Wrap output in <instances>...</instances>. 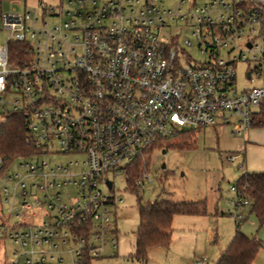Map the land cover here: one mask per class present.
I'll list each match as a JSON object with an SVG mask.
<instances>
[{"label": "built area", "instance_id": "2783aa9c", "mask_svg": "<svg viewBox=\"0 0 264 264\" xmlns=\"http://www.w3.org/2000/svg\"><path fill=\"white\" fill-rule=\"evenodd\" d=\"M174 1L29 0L0 13V123L23 113L39 148L9 164L0 158V264L103 256L115 245L117 175L139 159L134 184L143 188L162 141L216 119L235 122L232 134L244 137L264 112V0ZM175 21L191 28L202 60L169 34ZM237 61L252 63L245 77L257 85L238 90ZM60 154L79 158L42 157ZM229 190L225 213L238 220L250 200L235 182Z\"/></svg>", "mask_w": 264, "mask_h": 264}, {"label": "rangeland", "instance_id": "374dc122", "mask_svg": "<svg viewBox=\"0 0 264 264\" xmlns=\"http://www.w3.org/2000/svg\"><path fill=\"white\" fill-rule=\"evenodd\" d=\"M27 1L29 0H0V13L12 9L20 11ZM48 1L55 3L56 0ZM167 3L174 6L175 1L167 0ZM168 31L170 35L179 34L178 44L193 60L200 61L204 58L194 45L195 37L191 28L185 27L182 21H175ZM6 36L7 31L1 27L0 20V45L5 43ZM186 39L191 40L193 45L186 46ZM178 54L184 65V58ZM235 66L239 91L258 84L257 80L249 81L245 77V71L252 67V63L237 61ZM237 119L236 116L233 120ZM234 126L235 122L222 123L216 119L213 125L196 131L193 147H163L153 151L148 171L151 183L146 182L139 189L138 196L144 201L156 198L204 201L206 213L173 217L169 246L151 248L147 253L146 264H196V257H208L210 260L208 253L213 252L219 243L226 244L233 234L235 220L225 213V204L231 197L230 185L244 172L242 158L250 154L249 148L245 147L253 145L245 141L246 133L244 137L234 136L231 132ZM231 155H234V160H227ZM42 157L60 163L79 158L71 154ZM12 171H22V168L12 165L9 172ZM65 191L72 196L76 195L73 187H67ZM112 193L116 198L115 210L111 214L115 222V245L106 243L103 256L92 258L90 264H142L132 257L135 252V230L139 222L137 195L127 187L123 173L115 177ZM3 207L6 210L7 205ZM9 219L12 224L19 221L16 217ZM255 223V218L249 215L242 226H253ZM215 234L217 236L214 240ZM9 246L12 248L14 245ZM62 264H71L68 256Z\"/></svg>", "mask_w": 264, "mask_h": 264}, {"label": "trees", "instance_id": "16d2710c", "mask_svg": "<svg viewBox=\"0 0 264 264\" xmlns=\"http://www.w3.org/2000/svg\"><path fill=\"white\" fill-rule=\"evenodd\" d=\"M11 50L18 46L12 43ZM264 124V112L257 113L250 127H261ZM196 130L183 132L171 139L162 141L161 147L191 148L195 143ZM39 152V148L28 139L25 116L21 112L10 111L0 123V158L9 164L18 158H26ZM141 160H136L128 170L127 187L137 195L138 226L135 230L134 259L146 264L147 253L151 248L168 247L171 240V226L176 215L205 214L204 201H174L169 198H156L144 201L138 196L139 189L134 180L142 170ZM148 168V161L144 169ZM235 183L244 189L250 205L242 207V217L235 220L234 234L216 264H251L256 257L262 242L256 236H247L241 226L249 215H254L260 227L264 224V171H244ZM91 258L85 256L81 264H90Z\"/></svg>", "mask_w": 264, "mask_h": 264}, {"label": "crops", "instance_id": "0c3cea01", "mask_svg": "<svg viewBox=\"0 0 264 264\" xmlns=\"http://www.w3.org/2000/svg\"><path fill=\"white\" fill-rule=\"evenodd\" d=\"M245 138H246L245 140L246 142H250V144L253 145L245 147V148L247 147L249 148L248 151H250V154H248L247 156L245 155L244 158H242V164L244 163L243 164L244 171H254V172L264 171V147H261L264 146V124L262 127L259 128L257 127L248 128V130L246 131ZM251 216L255 218L254 215ZM241 230L245 235L256 236L262 242V247L259 249L256 257L254 258L251 264H264V224L259 227L256 220L255 225L248 227L242 226ZM233 234H231L226 244L219 243L213 252L208 253L210 260L205 255L207 257V264H209L210 261L211 264H216L219 257L221 256V254L227 247L228 243L230 242ZM216 236L217 234H215L214 240L216 239ZM194 259H198V258L196 257ZM191 262L192 260L190 261V263Z\"/></svg>", "mask_w": 264, "mask_h": 264}, {"label": "water", "instance_id": "95a60500", "mask_svg": "<svg viewBox=\"0 0 264 264\" xmlns=\"http://www.w3.org/2000/svg\"><path fill=\"white\" fill-rule=\"evenodd\" d=\"M165 150H163V152H164Z\"/></svg>", "mask_w": 264, "mask_h": 264}]
</instances>
